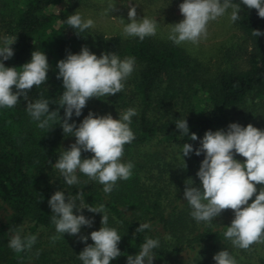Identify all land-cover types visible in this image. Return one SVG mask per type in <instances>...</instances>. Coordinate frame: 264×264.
Here are the masks:
<instances>
[{"label":"trees","instance_id":"1","mask_svg":"<svg viewBox=\"0 0 264 264\" xmlns=\"http://www.w3.org/2000/svg\"><path fill=\"white\" fill-rule=\"evenodd\" d=\"M84 7H89L88 0H0V37L7 36L15 42L14 55L4 61L5 66L19 70L30 62L33 51L44 52L50 65L47 82L34 86L27 100L21 97L13 108H0V264H83L78 255L86 244L80 236H88L87 244H92L90 233L102 227L103 213H92L86 208L82 212L74 210V214L92 219V226H82L78 235L66 233L53 242L51 237L58 234L51 222L48 200L59 190L67 197L83 190L85 204L105 205L107 226L121 236V255L110 264H127V256L138 254L146 238L160 242L159 248L153 250L154 264H177L184 251L193 256L192 264H216L213 256L222 250H227L236 264H264V254L258 251L264 250V243H258L260 247L254 243L248 250L234 247L224 237L231 223H197L182 199L189 178L194 181L193 186L200 185L196 173L204 159L203 154L197 156L195 152L182 157L183 145L191 143L195 149L206 131H227L238 117L236 111L247 100L264 107V36L252 35L253 29L264 32V19L255 9L241 4L235 26L249 44L247 67L224 70L210 78L198 60L158 35L140 41L121 34L107 37L90 28L78 36L66 20ZM82 46L98 57L108 52L118 54L120 59L134 57L136 61L121 93L90 99L82 115H73L69 120L78 126L89 111L118 119L128 108L136 109L137 115L130 124L135 139L124 145L122 156L134 165L132 176L118 180L109 194L104 193L103 185L79 172L80 183L68 186L53 164L63 149H68L63 143H75V137L64 136L59 117L41 129L26 111L27 103L37 99L54 100L57 105L50 104L49 108L57 109L64 91L62 79L56 78L57 62L69 53L78 54ZM59 115L64 116L63 108ZM178 119L187 120L189 136L176 128ZM192 133L199 139L190 140ZM92 155L83 152L82 159ZM174 181L180 186L173 185ZM260 187L257 185L258 191ZM170 193L180 204L165 210L167 200L163 197ZM254 199L255 196L249 203ZM147 222L160 225L164 238L149 229L136 234L139 224ZM16 232L22 238L36 235L37 241L30 250L17 254L8 247ZM164 234L174 242L165 239Z\"/></svg>","mask_w":264,"mask_h":264},{"label":"clouds","instance_id":"2","mask_svg":"<svg viewBox=\"0 0 264 264\" xmlns=\"http://www.w3.org/2000/svg\"><path fill=\"white\" fill-rule=\"evenodd\" d=\"M241 4L249 10L255 9L258 16L264 19V0H240V3H233V0H183L179 4V11L184 18L172 24L168 39L176 45L198 43L201 37L206 36L209 22L224 16L229 9L230 21H237ZM113 8L109 5L107 11ZM128 19L130 23L124 26L122 33L125 37L143 41L156 35L158 22L144 16L138 19L134 6L129 8ZM66 23L76 30L78 36L94 27L92 19H84L78 12L69 15ZM252 35L260 37L264 36V32L253 29ZM14 43L10 37H0V108H13L21 97L27 100L34 86L39 87L47 82L50 70L46 54L40 51H33L30 62L24 63L19 70L17 67H6L4 61L13 57ZM135 63L134 57L120 59L116 53L104 52L98 57L87 46H82L78 54L69 53L65 59L57 62L59 71L56 78L62 79L64 88L57 109L50 111V104L57 105L54 100L37 99L27 103L26 111L34 121L39 122L38 128H48L50 122L59 117L58 124L64 136L75 137V143L67 150L63 149L53 164L68 186L80 183L79 172L103 185L104 193L109 194L118 180L131 178L134 165L122 162L121 158L124 145L135 139L130 124L132 117L137 115L136 109L128 108L118 119L111 114L97 116L89 111L78 126L75 122L69 123V120L73 115L80 117L90 99L121 93L123 82L133 73ZM61 108L64 109L63 117L59 115ZM175 125L182 135L189 136L186 119L176 120ZM198 139L195 133L191 134L190 140ZM83 152L93 155L82 159ZM193 152L197 156L203 154L204 159L196 173L200 185L193 186L191 178L189 183H185L183 196L191 208V217L197 223L210 224L223 211L230 209L234 218L224 232L225 239L230 240L234 247L244 250L254 243H264V130L252 124L244 127L239 123H230L227 131H206L199 140L198 148L194 149L191 143L183 145L182 157H188ZM236 156L245 159L241 162ZM257 185L261 186L259 191ZM253 196L255 199L249 203ZM84 201L83 190L71 197L59 190L50 197L51 222L58 234L51 239L55 242L66 233L78 235L82 226H92V219L83 214L76 215L74 210L82 212L86 208L92 213H103L102 227L90 233L93 243L87 244L88 236H80L86 247L79 253L78 259L83 264H110L121 255L118 247L121 236L115 228L107 226L105 205L93 207ZM150 227V223H140L136 234ZM165 239L171 240L172 237L169 235ZM36 241V235L22 238L16 232L9 240L8 247L19 254L30 250ZM159 246L158 239L146 238L138 254L127 256V264H153L156 256L153 250ZM213 260L216 264H236L227 250L216 253Z\"/></svg>","mask_w":264,"mask_h":264},{"label":"rangeland","instance_id":"3","mask_svg":"<svg viewBox=\"0 0 264 264\" xmlns=\"http://www.w3.org/2000/svg\"><path fill=\"white\" fill-rule=\"evenodd\" d=\"M182 2L183 0H169L167 2L162 0H155L153 2L146 0H88L89 7H84L79 13L84 19H92L94 21V27L91 29L99 31L107 37H112L117 34L123 35L124 26L130 23L128 19L129 8L134 6L138 19L144 16L156 20L158 22L156 35L168 39L172 24L178 23L184 18L179 11V4ZM109 5L114 6V8L107 11ZM230 12L231 9L217 20L210 21L207 26L206 36L201 37L198 43L185 42L178 45L205 67L208 71L207 77L210 78L224 70H242L247 67L245 61L250 52L249 44L244 40L242 34L235 26V22L230 21ZM237 115V119L231 123H239L244 127L252 124L254 127L264 130L262 128L264 124V107L261 103L255 104L247 100L236 111L235 116ZM72 143L71 141H67L63 143V146L69 148ZM121 159L122 162L126 160V162L130 161L129 158ZM244 159L243 157L237 156V160L241 162ZM173 185L176 187L180 186L176 181L173 182ZM163 198L167 200V202H164L166 206L165 210H171L174 205L180 204V202L175 200L176 196H174V193H170ZM182 199H184V196H182ZM233 218V211L230 209L225 210L210 225L214 226L216 224L224 226L227 223H231ZM147 223L151 225L149 230L152 234H160L164 238L163 229L160 225L152 222ZM171 241L174 242L173 239ZM257 247H260V245L257 244ZM258 251L261 255L264 254L263 249ZM192 262L193 256L188 251H184L177 259V264H192Z\"/></svg>","mask_w":264,"mask_h":264}]
</instances>
